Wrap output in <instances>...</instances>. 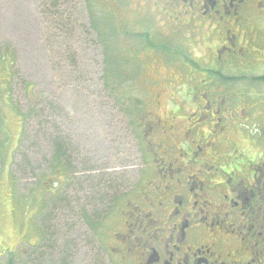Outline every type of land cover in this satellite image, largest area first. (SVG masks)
I'll list each match as a JSON object with an SVG mask.
<instances>
[{"label":"flooded vegetation","instance_id":"obj_1","mask_svg":"<svg viewBox=\"0 0 264 264\" xmlns=\"http://www.w3.org/2000/svg\"><path fill=\"white\" fill-rule=\"evenodd\" d=\"M103 3L116 10L103 15L113 16L120 42L126 49L129 36L135 48L120 56L122 67L134 58L154 73L166 69V81L153 82L167 86H154L152 109L165 90L174 108L151 112L139 141L145 175L113 199L110 216L94 190L89 215L106 217L96 233L111 261L100 252L98 259L264 264V0Z\"/></svg>","mask_w":264,"mask_h":264},{"label":"rangeland","instance_id":"obj_2","mask_svg":"<svg viewBox=\"0 0 264 264\" xmlns=\"http://www.w3.org/2000/svg\"><path fill=\"white\" fill-rule=\"evenodd\" d=\"M62 1L54 8L52 0H0V264H104L99 252L111 261L93 230L106 217L93 219L91 229L84 216L97 201L93 190L99 178L124 176L110 192L104 185L108 216L116 211L113 199L145 175L138 139L153 122L151 112L163 116L166 105L169 112L174 108L172 91L165 90L161 107L152 109L154 86H167L153 82L166 81V69L154 73L151 63L134 58L115 68L119 75L113 74L115 63L105 69L90 23L114 7L103 0ZM114 36L119 57L135 49L129 36H122L126 49ZM41 111L44 119L36 116ZM51 130L75 158L69 186L62 183L66 167L55 163L56 146L46 141ZM104 170L108 175L96 174Z\"/></svg>","mask_w":264,"mask_h":264},{"label":"trees","instance_id":"obj_3","mask_svg":"<svg viewBox=\"0 0 264 264\" xmlns=\"http://www.w3.org/2000/svg\"><path fill=\"white\" fill-rule=\"evenodd\" d=\"M63 4H65V3L62 0H52V5H53L54 8H61V6ZM109 14L110 13H108L107 16H105V18L91 19L90 27L98 34V40H99V44L102 47L103 54H104L103 46L107 42V45L109 47H108V52H107L106 55H107L108 59L110 60V64L111 63H115L114 67L112 68V70L114 72L113 74L116 76V75H119V74H116V69L117 68H121V69L123 68V67H117L116 66V65L120 66V64H121V62L119 61V60H122V58L119 57V50H121V48H117V46H116V40H115V36H114V34L116 35V32L114 31V26H112V24H113V22L115 20H114L113 16H110ZM111 17H112V19H111ZM108 23L110 24V28L108 26ZM104 26H105V28H104ZM109 30H111L110 32L113 33L112 36H113L114 40H113L112 36H109V33H108ZM117 39H118V42H119L120 36H117ZM110 52H111V56H109ZM105 69H107V68H105ZM41 104H39V106ZM40 113H36V116L39 115V116L42 117V119H44L45 118V115H43L44 112L41 111ZM43 123L47 124V125L51 124L50 120H46V122H44L42 120V125H43ZM53 127H52V129H53ZM49 133L50 132H47L45 134L46 138H48L46 141L51 146H56V153H55V155H56L55 159L56 160H55V163L57 164V168L59 166V170L61 168H64V166L66 167V171H64V174L63 173L61 174V176L65 177V181H63L62 183L65 182V183H67V186H69L70 185V183H69V179L70 178L69 177H71L72 174H76V171H75V168L73 169L74 165H72V167L69 169V171H68V168H69V166H71V163L73 164V161L75 160V158L72 161V157H71V155H69V151L70 150L67 149V146H66V144H65V142L63 141L62 138H56V136L53 135V130H51V134H49ZM25 135H26V132L24 131L23 135H22L23 137H22L21 143H23ZM136 137L139 138L138 135ZM67 172L69 174H66ZM123 177L124 176H122V177L121 176H116V177H110L109 176L108 178L104 179V181H103V179L99 178L98 179L99 180L98 187H97V189L95 188L97 190V196L99 197V200H102L103 198H105V200L107 199V195L104 194V188L105 187L107 188V192L112 191L114 188L116 189V188L120 187L122 185V183H123ZM60 180L61 179H59L58 181H60ZM91 180H93V182L94 181H96V182L98 181L97 178H95V179L91 178ZM104 185H105V187H104ZM90 186L93 189L94 185H90ZM84 216L86 217L87 223L88 222L90 223L91 229H92L93 226H94L93 215L90 216L89 214L87 215V213H85ZM96 229L97 228L93 229L94 232H96ZM8 264H13V261L9 260Z\"/></svg>","mask_w":264,"mask_h":264},{"label":"crops","instance_id":"obj_4","mask_svg":"<svg viewBox=\"0 0 264 264\" xmlns=\"http://www.w3.org/2000/svg\"><path fill=\"white\" fill-rule=\"evenodd\" d=\"M22 132V131H21Z\"/></svg>","mask_w":264,"mask_h":264}]
</instances>
